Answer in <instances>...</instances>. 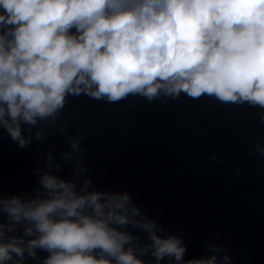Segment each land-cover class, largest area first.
<instances>
[{
    "label": "clouds",
    "instance_id": "clouds-1",
    "mask_svg": "<svg viewBox=\"0 0 264 264\" xmlns=\"http://www.w3.org/2000/svg\"><path fill=\"white\" fill-rule=\"evenodd\" d=\"M182 94L259 109L264 124V0H0V133L20 149L68 133L69 97ZM84 139L66 135L59 160L39 154L31 190L0 189V264H233L212 242L211 255L185 260L183 237L128 185L94 186ZM254 140L248 155L264 157Z\"/></svg>",
    "mask_w": 264,
    "mask_h": 264
}]
</instances>
